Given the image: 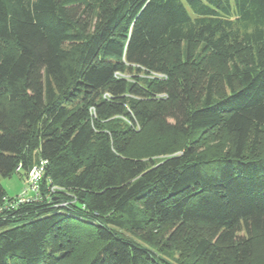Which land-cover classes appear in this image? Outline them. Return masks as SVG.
<instances>
[{
    "label": "trees",
    "instance_id": "1",
    "mask_svg": "<svg viewBox=\"0 0 264 264\" xmlns=\"http://www.w3.org/2000/svg\"><path fill=\"white\" fill-rule=\"evenodd\" d=\"M0 41V178L46 160L41 198L0 211V264H164L158 235L200 228L194 261L220 244L249 263L264 236V0H0ZM219 59L221 93L205 65ZM145 128L171 154L146 155ZM12 197L0 183V206Z\"/></svg>",
    "mask_w": 264,
    "mask_h": 264
},
{
    "label": "rangeland",
    "instance_id": "2",
    "mask_svg": "<svg viewBox=\"0 0 264 264\" xmlns=\"http://www.w3.org/2000/svg\"><path fill=\"white\" fill-rule=\"evenodd\" d=\"M201 43L194 42V44L191 46L189 53V56H197L200 54L201 51ZM9 48V44L4 41H0V55L1 53ZM183 52V49H181ZM184 54V53H182ZM244 54V57L252 62V59L254 58V50L253 49H244L241 51V57ZM183 56H181L182 58ZM215 60V63L213 60L208 61L205 65H207V72L206 76L208 74H216L215 81H214V88L216 89L217 93H221L222 91L226 90L225 84L221 78V75H218V73L223 72L226 70V66L228 65L227 62L224 59L223 61ZM243 60V59H242ZM213 62V66L211 69L209 68ZM219 62V64H218ZM244 62V60H243ZM204 65V66H205ZM244 65V64H243ZM203 66V67H204ZM151 75V74H150ZM123 76V75H122ZM125 77L130 78V80H133L134 77L126 75ZM139 128V127H135ZM139 136L142 137V140H139V143L141 146L145 145V152L146 155H151V157L155 160H161L163 157L171 154V153H155L156 149L153 147L158 144L161 146H164L167 148V145L165 143V140L158 142L159 137L156 136L152 130L149 128H145L144 130L139 133ZM136 145V146H137ZM136 146L132 148L134 150ZM173 153V152H172ZM27 172L23 173L21 171L20 173H13L10 177H1L0 183L2 187L5 190V193L8 196H15L21 193L25 186V178H26ZM200 232L192 231L190 232V235L188 238H180L176 240L170 239L169 235L171 230L164 231L163 233H160L157 237V241L155 243V247H153L154 251L156 252L157 256L160 258V260L164 264H235L232 257L230 256L229 252L227 251L226 247L224 245H215V252L212 256H205L199 260L194 261L192 257H190V250L192 248L193 240H195L196 237H199L205 234L204 229H199ZM202 232V233H201ZM200 234V235H199ZM205 236V235H204ZM208 237V235H206ZM91 246V245H90ZM83 250V247L81 246L79 248V251L77 254ZM77 256V255H76ZM248 264H264V236H262L259 233H255V235L252 238V251L250 255V260Z\"/></svg>",
    "mask_w": 264,
    "mask_h": 264
},
{
    "label": "built area",
    "instance_id": "3",
    "mask_svg": "<svg viewBox=\"0 0 264 264\" xmlns=\"http://www.w3.org/2000/svg\"><path fill=\"white\" fill-rule=\"evenodd\" d=\"M116 75H118L120 77L122 76L119 73H116ZM151 77H156L159 79L160 78H162V79L166 78V76H164V74L158 73V72H151ZM106 95L108 97V94H106ZM45 165H46V160L40 159L39 161H37L35 164H33V166H31L28 169L27 175H26V178L24 181L25 186H24L23 190L21 191L20 194L13 196L11 200L5 199L4 204L2 206H0V211L3 210L4 208H13V207L17 206L18 204L41 198V196L39 195V186H40V182L42 179V175L44 172ZM15 170L17 172H21L22 171L21 164H18V166L16 167ZM55 188L56 187H53L52 190Z\"/></svg>",
    "mask_w": 264,
    "mask_h": 264
}]
</instances>
